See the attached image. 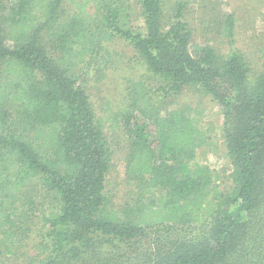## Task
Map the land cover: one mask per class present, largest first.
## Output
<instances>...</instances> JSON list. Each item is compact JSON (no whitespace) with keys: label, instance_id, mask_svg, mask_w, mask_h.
Here are the masks:
<instances>
[{"label":"trees","instance_id":"1","mask_svg":"<svg viewBox=\"0 0 264 264\" xmlns=\"http://www.w3.org/2000/svg\"><path fill=\"white\" fill-rule=\"evenodd\" d=\"M16 1L5 13L0 0V227L9 226L2 241L11 246L31 230L18 203L36 180L53 206L40 217L51 253L34 264H89L93 244L147 236L155 251L142 264H236L242 255L252 261L264 246V64L255 73L238 50L221 57L208 46L193 48L187 1H176L166 29L165 1L138 0L144 30L133 24L129 0ZM64 2L75 10L58 26ZM236 24L234 15L222 24L230 44ZM44 35L56 56L42 45ZM115 38L161 80L155 92L163 101L199 87L224 114L219 127L197 107L163 111L143 82L133 84L125 168L137 192L122 210L107 191L113 150L77 75ZM10 104L18 105L19 120ZM220 134L231 165L228 189L200 152Z\"/></svg>","mask_w":264,"mask_h":264},{"label":"rangeland","instance_id":"2","mask_svg":"<svg viewBox=\"0 0 264 264\" xmlns=\"http://www.w3.org/2000/svg\"><path fill=\"white\" fill-rule=\"evenodd\" d=\"M164 1L163 19L168 29L174 20L176 1L181 0ZM183 1L188 2L186 18L194 30L193 48L208 46L215 49L221 57H227L232 49L238 50L255 73L261 71L264 64V0ZM16 2V0H3L5 13H8L9 8ZM129 2L133 9V24L138 30H144V20L138 0H129ZM74 10L71 3L64 2L57 25L67 23ZM230 15H234L237 19L234 44H230L222 31V24ZM42 39L45 49L56 56L51 50L53 39L45 35ZM77 75L90 97L97 119L102 121L104 133L113 150L112 168L107 178V191L116 209L122 210L128 207L137 192L135 183L128 181L125 168L130 148L124 116L129 111L128 94L133 84L143 82L150 96L157 103H161V110L197 107L203 109L206 122L219 127L224 124V114L219 101L199 87H189L179 95L163 101L155 92L161 80L147 70V66L134 49L126 46L122 40L115 38L111 41H103L93 56L79 66ZM10 105L13 106L10 108L11 117L19 120V113L18 115L16 113L19 110L18 105ZM212 141L200 152L205 165L219 174L221 188L228 189L233 185L229 178L231 165L225 155L223 137L220 134ZM32 183L24 189L21 202L18 203L31 220V230L22 237L18 234L19 240L10 246V243L2 241L1 233L9 226L0 227V264H34L51 253L50 243L44 237L46 230L40 227V217L43 211L53 206V197L36 180ZM177 234L184 235V232L179 231ZM96 246H98L97 253L93 254L95 259L92 253L85 256L89 262L95 264H142L141 257L145 255L144 258H147L148 253L155 251L154 240L150 236L119 245L116 243L93 244L91 248ZM263 247L261 246L260 250L257 249V253L253 252L252 261L242 255L241 261H237L236 264H264ZM82 261L83 259L80 262Z\"/></svg>","mask_w":264,"mask_h":264}]
</instances>
